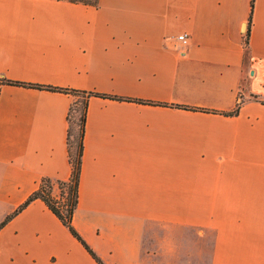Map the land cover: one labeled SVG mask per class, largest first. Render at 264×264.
Instances as JSON below:
<instances>
[{"label":"crops","instance_id":"obj_1","mask_svg":"<svg viewBox=\"0 0 264 264\" xmlns=\"http://www.w3.org/2000/svg\"><path fill=\"white\" fill-rule=\"evenodd\" d=\"M252 3L0 0V80L114 97L89 101L72 220L105 264H264V0ZM75 100L0 83V224L44 178L70 179ZM0 264L98 263L38 199L0 230Z\"/></svg>","mask_w":264,"mask_h":264},{"label":"trees","instance_id":"obj_2","mask_svg":"<svg viewBox=\"0 0 264 264\" xmlns=\"http://www.w3.org/2000/svg\"><path fill=\"white\" fill-rule=\"evenodd\" d=\"M75 3H92L94 0H70ZM254 8V0L252 3V12ZM251 23V19H250ZM247 39L245 40L246 46L249 43L250 30H248ZM1 84H9L16 86H23L34 89H46L50 91H58L70 93L76 97L75 102L70 108L69 112V132H68V147H69V160L72 167V174L68 181L53 182L50 178H44L38 189L22 204L14 213L6 217L0 224V230L10 222L17 214L26 209L32 202L40 199L47 207L60 219L65 227L68 228L70 233L88 250L92 257L98 264H105L97 254L89 247L82 236L77 232L72 224L73 216L79 202V185L81 177V169L84 154V136L87 122V113L89 101L92 97L114 98L102 95L95 92L77 91L56 88L52 86H41L36 84H28L23 82H16L11 80H0ZM116 99V98H115ZM240 104L238 106V109ZM238 109L232 114H237ZM59 186L61 194L57 197L54 194L56 186ZM65 195L66 198H65Z\"/></svg>","mask_w":264,"mask_h":264},{"label":"built area","instance_id":"obj_3","mask_svg":"<svg viewBox=\"0 0 264 264\" xmlns=\"http://www.w3.org/2000/svg\"><path fill=\"white\" fill-rule=\"evenodd\" d=\"M177 41H178V44L180 45V47L182 48H186L188 47L189 43H190V39H189V36L188 34H181L179 36H177Z\"/></svg>","mask_w":264,"mask_h":264},{"label":"rangeland","instance_id":"obj_4","mask_svg":"<svg viewBox=\"0 0 264 264\" xmlns=\"http://www.w3.org/2000/svg\"><path fill=\"white\" fill-rule=\"evenodd\" d=\"M54 194H55L57 197H59L60 194H61V190L59 189V186H58V185L56 186V188H55V190H54ZM66 196H67V195H65V198H66Z\"/></svg>","mask_w":264,"mask_h":264}]
</instances>
